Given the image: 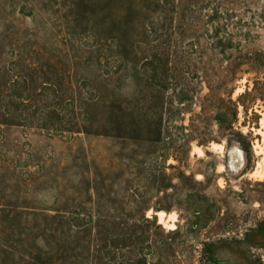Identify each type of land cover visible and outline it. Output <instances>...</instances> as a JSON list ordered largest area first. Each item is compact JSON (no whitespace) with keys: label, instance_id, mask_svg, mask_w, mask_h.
<instances>
[{"label":"rangeland","instance_id":"1","mask_svg":"<svg viewBox=\"0 0 264 264\" xmlns=\"http://www.w3.org/2000/svg\"><path fill=\"white\" fill-rule=\"evenodd\" d=\"M263 117L264 0H0V264H264Z\"/></svg>","mask_w":264,"mask_h":264},{"label":"bare ground","instance_id":"2","mask_svg":"<svg viewBox=\"0 0 264 264\" xmlns=\"http://www.w3.org/2000/svg\"><path fill=\"white\" fill-rule=\"evenodd\" d=\"M262 122H261V125L263 126L264 128V117L263 119H261ZM263 135H264V131H263ZM199 150V149H198ZM201 150V149H200ZM197 152V151H196ZM203 152V151H201ZM198 153V152H197ZM200 153V151H199ZM201 154V153H200ZM256 154H260L261 156V161L257 163V166L256 168L254 169V171L252 172L251 176H256V177H259L260 179H264V168L262 169V162L264 163V147L263 146H258L257 145V148H256ZM163 215H161V219H162ZM161 223V222H160ZM170 226V225H169ZM173 227V226H172ZM171 227V228H172Z\"/></svg>","mask_w":264,"mask_h":264}]
</instances>
